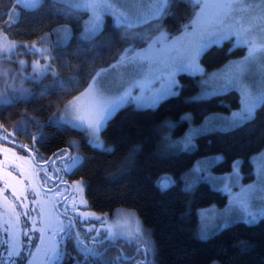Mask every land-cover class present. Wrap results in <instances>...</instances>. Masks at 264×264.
Here are the masks:
<instances>
[{
  "label": "trees",
  "instance_id": "obj_1",
  "mask_svg": "<svg viewBox=\"0 0 264 264\" xmlns=\"http://www.w3.org/2000/svg\"><path fill=\"white\" fill-rule=\"evenodd\" d=\"M13 7L14 0H0V17L6 20L5 14H10ZM194 10L195 6L184 0L178 15L167 19L172 36L181 34V25L188 23ZM20 12L10 29V39L20 45L39 44L46 35L61 26L76 28L67 44L51 47L50 73L56 75L49 73L37 80H25L24 95L0 105V123L9 132H12L13 125L26 124L31 133H36L39 125L48 123L42 129L44 138L36 145L46 157L58 148H69V141L78 142L81 147L71 150L84 158L76 174L78 179L83 178L87 182L84 198L88 208L106 216L121 211L132 214L141 231L150 235L154 244L155 254L147 256L153 264H264V217L252 224L235 222L206 238L199 237L197 210L209 206L223 208L226 197L204 182L189 190L183 188V177L194 163L216 155L222 160L212 168L213 173H229L232 164L240 161L243 182L253 179L250 158L258 153L254 149L264 133V104L257 108L254 122L228 131L198 135L194 138L191 151L176 150L173 142L183 136L190 126L202 124L210 115L229 116L240 108V97L235 90L195 100L199 78L181 73L177 80L183 87L178 88L177 95L164 99L155 109L138 110L127 105L107 122L101 139L106 147L114 148V152L94 148L84 131L59 123L63 118L61 110L69 99L86 87L89 73L116 55L123 46L119 37L125 28L113 25L106 17L104 36L84 41L78 36L76 21L84 18V13L76 15L52 1ZM2 23L0 21V26ZM153 29L154 25L147 23L130 31L145 36ZM110 36L117 38L111 48L107 47ZM230 46V40L224 41L223 47L214 45L204 53L201 65L211 72L221 68L229 59L244 55L243 47H234L229 53ZM136 47L142 49L146 45L138 41ZM15 51L25 58L30 55L26 47ZM32 118L36 119V124L32 123ZM16 139L19 143H34L26 134L17 133ZM167 144H172V147L165 149ZM133 147L138 148V166L135 167L125 163ZM122 168L127 171L117 176ZM164 177L176 183L161 190L157 185ZM127 239L124 245H119V250H108L98 257H85L71 250L61 264H75L77 259L81 264H105V261H112L117 256L133 257L136 242ZM134 262L132 260L129 264ZM123 263L122 260L120 264Z\"/></svg>",
  "mask_w": 264,
  "mask_h": 264
},
{
  "label": "snow or ice",
  "instance_id": "obj_2",
  "mask_svg": "<svg viewBox=\"0 0 264 264\" xmlns=\"http://www.w3.org/2000/svg\"><path fill=\"white\" fill-rule=\"evenodd\" d=\"M39 3L40 0H27L26 6L35 8ZM183 3L184 0H151L149 4H144L142 0L139 3L120 4L113 3L112 0H82L81 3L73 5L91 12L90 19L83 22L84 35L89 39L104 36L103 17L109 12L116 17L118 25L124 26L125 31L119 37L123 46L110 60L104 61L102 66L94 68L89 73L87 86L69 102L70 118H61L59 123L70 124L84 131L88 134V142L92 147L112 153L115 149L106 147L101 139V133L121 105L134 100L138 107L155 106L162 99L177 95L176 89L183 87L176 79L177 74L189 72L208 75L200 63L204 53L214 45L223 47L224 41L230 40L233 36L237 45L247 46V55L238 61L230 62L229 72L223 76V84L211 91H202L200 98L239 87L242 106L229 117L206 118L205 125L194 131H228L254 122L258 106L264 104V84L261 85L259 94H254L243 80L255 66L257 57L261 60L260 69L264 73V0H259V3H248L246 0H203L195 18L181 25L183 31L179 36H172L166 21L169 17L178 15ZM144 9H147L146 13ZM241 13L249 14L246 26ZM5 15L6 20L0 17V21L3 22L0 26V52L12 55L15 49L25 46L10 39V29L16 22L14 8L11 14ZM141 21L153 24V31L145 36L133 34L130 31L133 25ZM56 31L68 32L69 29L67 26H61ZM48 39L47 35L43 38V40ZM107 39L109 41L107 47L111 48L117 38L110 36ZM138 41L144 43L146 47L137 48ZM26 47L39 54L41 58L51 59L49 48H38L36 42ZM231 51L230 49L229 53ZM45 52H49V57H44ZM20 63L23 64L24 61ZM51 68V63L46 66L38 62L33 63L34 72L39 71L41 74H49ZM158 71L161 73L159 77H157ZM113 73H118L124 79V83L114 86L109 81V76ZM164 74H166V82L162 87L157 88L156 85L160 80L165 79ZM217 75L218 73L212 74L214 79ZM206 85L207 81H203L202 87ZM32 123H37L35 118H32ZM47 126L48 123L39 125L37 132L31 133L26 124L13 125L12 132H9L8 128L0 123L2 129L0 142L18 146L29 154L19 155L13 148L0 143V154L5 155L8 168L11 169L6 170L4 161H0V180L4 182V186L0 187V206L4 209L0 212V233H2L0 264H38L37 256L43 257L40 264H59L67 254L69 240L74 242L78 252L87 257L99 255L96 251L98 244H103L105 240L114 242L116 239L115 234L106 229L104 223H101L100 229H97L89 219L102 221L103 216L80 210V205L87 206L84 198L87 182L83 178L78 180L67 178L83 163L84 158L79 154H70L71 148L79 149L81 145L69 141V148H58L51 157L42 155L40 148L36 146L44 138L42 129ZM17 133L26 134L34 143L31 145L19 143L16 139ZM191 139V134L185 138L183 141L185 148L188 147ZM254 150L258 155L252 157L253 161L261 162L257 170L258 179L254 184L241 186V192L235 199L242 206L245 198L252 196L258 190L264 192V133L261 134ZM137 152V147L131 148L125 163L133 167L138 166ZM8 154H11V159H8ZM211 163V160H205L193 171L196 173L206 171ZM240 163L235 161L233 165V174L237 180L240 179ZM25 164L27 167L24 166ZM126 171V168H122L117 176ZM189 175L185 174L183 177L186 181L185 190L195 183V180L189 182ZM231 178L232 174L215 179L231 180ZM175 183L176 181L165 177L158 181L157 186L165 190ZM6 190L11 191V199L4 195ZM246 215L249 219L245 220V223H255L258 218L264 217V208L247 211ZM200 217L202 238H206L212 229L227 228L231 223L228 217H225L223 224L216 223L215 218L206 211H201ZM135 232L136 255L145 257L143 260H137L136 264H153V261L147 260V256L154 255L156 251L150 235L141 231L139 226ZM37 240L39 243L36 242ZM132 259L127 255L117 256L112 261H105V264H120L122 260ZM75 264H81L79 259Z\"/></svg>",
  "mask_w": 264,
  "mask_h": 264
},
{
  "label": "rangeland",
  "instance_id": "obj_3",
  "mask_svg": "<svg viewBox=\"0 0 264 264\" xmlns=\"http://www.w3.org/2000/svg\"><path fill=\"white\" fill-rule=\"evenodd\" d=\"M45 1H52L54 3H57V4L61 5L62 7L69 9L72 13H74L76 15H78L80 13H84L85 14L84 18H80L79 21L76 20L78 22L77 26L79 27L78 28V30H79L78 36L81 40H84V41L90 40L87 36L84 35L83 22L85 20L90 19L91 12L88 9H85L82 7L78 8V7L73 6L77 3H81L82 0H40L39 5L35 8L27 7L26 6L27 0H14V5H15V7H13L15 10L14 20L15 21L18 20L20 13H21L20 12L21 10L30 11V10L36 9L39 6H41ZM189 1L191 2L192 5L195 6V10H194L193 16L191 18V19H194L196 13H198L200 11L199 5L203 3V0H189ZM112 2L116 3V4H120V3H124V2H128V3L137 2V3H139V2H141V0H112ZM142 2L144 4H149L151 2V0H142ZM246 2H248V3H259V0H246ZM13 8L11 9L10 14L12 13ZM143 11L146 13L147 9H144ZM240 15L244 17L245 26H246L247 18L249 16V14L248 13H241ZM106 17H109L110 22L113 25L123 26V25L117 24L116 17L112 13L109 12V13L104 14V17H103L104 22H105ZM73 18H75V17H73ZM145 24H147V23H144L143 21H141L139 24H134L132 28L140 27V26H143ZM67 28L69 29L68 32L61 31L59 33L55 29L52 34L48 35L49 36L48 40H42L43 42H41L39 44L36 43L37 47L38 48H45L46 47V48H49L51 50L52 46L54 48V47L59 46V45L67 44L72 33H73V31H75L76 26L70 27L67 25ZM179 35H177V36H179ZM225 41H227V40H225ZM230 41H231V46L229 47V49H232L234 47H243L244 48V55L243 56L238 57V58L229 59L221 68L214 70V71H211V72L207 71L208 75L202 76L199 74H191L189 72H180L177 74V76H178L179 74L184 73V74H189L192 76H197L199 78V91L194 96L195 100H205V99H208L212 96H215V95H209L207 97L200 98V94L202 93V91H211L213 88H219L220 85L223 84V82H224L223 76L229 72L230 62L238 61L247 55V52H248L247 46L237 45L236 44V38L234 36L230 39ZM27 45H30V44H24L25 47ZM26 49L30 52V55L27 56V58H25L22 55V57H19V61L15 62L18 65V70L16 71V69L14 67L13 70H11V68H8L7 73L5 71L6 80H8V88H7V91L3 97L5 100L7 99V97H9V94H12V93H15V94L17 93L18 95H24V93H25L24 81L25 80H28V79L37 80L38 78L45 75V74H41V72H39V71L34 72L33 63L38 62L40 65L46 66L49 63V59L41 58V56L39 54L34 53L33 50L29 49L28 47H26ZM6 53L7 52H0V55L6 54ZM15 53L16 52L14 50V54ZM49 55H50L49 52L44 53V57H49ZM20 61H24V63L21 64ZM260 63H261V60L259 57H257V62L255 64V66L252 68V70L249 73L246 74V78L243 80V83L254 94H259V92L261 90V85L264 84V73L261 72ZM213 73H218V75L216 76L215 79L212 76ZM160 75H161V73L158 71L157 77H159ZM164 76H165V79H161L160 82L156 85L157 88H160L165 84L166 74H164ZM177 76H176V79H177ZM109 81L112 82V84L114 86H119L120 84L124 83V79H122L118 73H113L112 75H110ZM203 81H207V85L205 87H202ZM21 90H23V91H21ZM229 90H235L238 92L239 97H240V108H241V106H242L241 105V90L239 87L228 89V90L220 92L219 94H216V95L226 93ZM81 91H83V90H81ZM176 91L178 93V89H176ZM79 93H77L75 96H73L71 99H69L63 105L62 110H61V115L63 116V118H70L69 102L72 101L74 97L78 96ZM171 96H173V95H171ZM171 96H168V97H171ZM168 97H166V98H168ZM166 98H164V99H166ZM164 99H162L161 101H163ZM161 101L155 106L138 107L136 102L133 100V101L126 102L125 104L121 105L119 110L121 108L127 106V105H131L133 108L138 109V110L155 109L161 103ZM238 110H235L233 112H236ZM233 112H231V114ZM231 114L229 116H231ZM213 116H222V115H210L208 117H213ZM229 116H223V117H229ZM205 123H206V119L203 121L202 124H200L198 126H190L187 129V131L185 132V134L176 140L174 146H176L177 149L176 148L175 149L176 150H183V151H187V152L191 151L194 148V138L198 135L208 133V132H195L194 131L195 129H199L202 126H204ZM75 129L80 130L78 128H75ZM190 134L192 136L191 142L188 145V147L185 148L183 146V141ZM87 136H88V134H87ZM88 140H89V136H88ZM170 147H172V144L171 145L167 144L166 146H164L165 149H169ZM9 155L11 156V154H9ZM19 155H21V154H19ZM256 155H258V153ZM256 155H254V156H256ZM252 157L250 158V162L253 166V169H252L253 179L248 181V182H243L244 174L240 170V165H239L240 179L239 180L236 179L235 175L233 174L234 163L232 164V168H231V171L229 173L219 174V175L213 173L212 168L222 160V157L219 155L202 158V159L196 161L194 163V165L192 166V168L186 172V174H190L188 177L189 182H191L192 180H195V183L192 184L191 188H188L187 190L192 189L196 184H198L200 182H204V183L208 184L211 189L219 191L221 194H223L226 197V203H225L223 208H218L216 206H209L207 208L205 207V208H201V209L197 210L198 220H199L197 234L199 237H202L201 236V217H200L201 211L208 212L210 216L215 218L216 223L223 224L225 217H228L231 219L230 224H232L235 222L245 223V220L249 219V217L246 215L247 211H257L260 208H264V192L259 191V190L257 192H255L252 196L245 198L243 206L240 203H238L235 199L237 194H239L241 192V186H248V185L254 184L258 179L257 170H258V166L261 162L260 161H253ZM205 160H211L212 161L211 165L207 168V170L200 172V173L194 172L193 170L197 169L200 166L201 162H203ZM24 166L27 167V164H25ZM230 174H232L231 180H229V179H223V180L215 179V178H221V177H228ZM2 183L4 185L3 181H2ZM185 186H186V181H184V187H183L184 189H185ZM42 196H43V193H42ZM112 218H113V220L110 221V223L113 221V223H112L113 225H111V229L114 230V234L116 236H123L126 239L128 238L127 240H134L135 239V237H136L135 230L138 226L140 228V225H139V223H137L136 218L132 214L124 213L123 211H121V212L115 213ZM261 218H258L257 221ZM246 224H248V223H246ZM222 228H224V227L212 229L209 232L208 236L214 234L215 232H217L218 230H220ZM33 251H35V249H33ZM42 260H43L42 256H37L38 264H40V262Z\"/></svg>",
  "mask_w": 264,
  "mask_h": 264
},
{
  "label": "flooded vegetation",
  "instance_id": "obj_4",
  "mask_svg": "<svg viewBox=\"0 0 264 264\" xmlns=\"http://www.w3.org/2000/svg\"><path fill=\"white\" fill-rule=\"evenodd\" d=\"M19 57H22V54L19 53V52L15 53V54H12V55H8L7 53L3 54V55H0V105H6V104L9 103V101L13 100L14 98H16L18 96H21V95H18L17 93L16 94L12 93V94H9V97H7L6 100L3 98L5 93H6V91H7V88H8V80H6L5 71L7 73L8 72V68H11V70H13L14 67H15V69L17 71L18 70V65L15 62L19 61ZM0 131H2V129H0ZM0 143H5L6 147L13 148V150L16 153H19L21 155H29L26 150H22L18 146H14V145H12L10 143H6V142H0ZM21 144H28V143H21ZM63 148H67V147H63ZM44 153L47 154V152H44ZM70 154L71 155H77L78 153L73 152L70 149ZM51 156H52V153H49L47 157H51ZM8 159H11V156L9 154H8ZM0 161H4V165H5V169L6 170H11V169L8 168V160L5 159V155L4 154H0ZM52 170L54 171L55 168L53 167ZM77 170H78V168L76 169V171L73 174L69 175L67 178L69 180H78V177H77V174H76ZM61 175H63V173H61ZM3 186L4 185L2 183V180H0V187H3ZM4 195L7 196L9 199H11V191L10 190H6ZM79 207H80V210L82 212L83 211H91L88 208V205L87 206L80 205ZM3 211H4L3 207L0 206V212H3ZM91 212H93V211H91ZM33 215H35V213H33ZM97 215L103 216L104 219L102 221H98V220H96L94 218H89L91 220V223L93 225H95V227L97 229H100L101 223H104L105 228L110 230L112 233H114V230L111 229V225H113L112 224L113 221L110 223V221L113 220V218H112L113 216H106V215H103V214H97ZM81 230H83V229H81ZM0 235H2V233H0ZM33 239H35V237ZM36 242L39 243L38 240ZM125 243H126V241H125V238L123 236H116V239L114 240V242H110L108 240H105L103 244H98L96 246V251L99 253V255H96V256L89 255V256L98 257L100 255H103L108 250H112V249L119 250V248H120L119 245L120 244L124 245ZM135 245L137 246V244H135ZM71 250H73L74 252H78V250L74 246V242L69 240V241H67V253L70 252ZM65 257H67V256L65 255L63 257L62 261L64 260ZM132 258H133L132 260H135L134 264H136L137 260H143L144 259V258H142V256H137L136 255V250H135V254H134V256ZM132 260L131 261L123 260V262L126 263V264H129L130 262H132Z\"/></svg>",
  "mask_w": 264,
  "mask_h": 264
},
{
  "label": "water",
  "instance_id": "obj_5",
  "mask_svg": "<svg viewBox=\"0 0 264 264\" xmlns=\"http://www.w3.org/2000/svg\"><path fill=\"white\" fill-rule=\"evenodd\" d=\"M63 259V258H62ZM62 260L59 262V264H61Z\"/></svg>",
  "mask_w": 264,
  "mask_h": 264
}]
</instances>
